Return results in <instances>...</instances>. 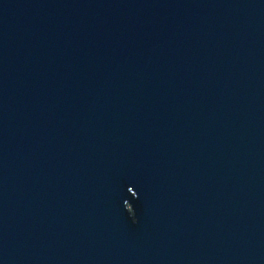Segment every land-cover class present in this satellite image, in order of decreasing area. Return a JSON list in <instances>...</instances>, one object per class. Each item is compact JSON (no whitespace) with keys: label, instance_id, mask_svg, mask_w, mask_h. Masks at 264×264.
I'll return each mask as SVG.
<instances>
[{"label":"water","instance_id":"95a60500","mask_svg":"<svg viewBox=\"0 0 264 264\" xmlns=\"http://www.w3.org/2000/svg\"><path fill=\"white\" fill-rule=\"evenodd\" d=\"M0 264H264V0H0Z\"/></svg>","mask_w":264,"mask_h":264}]
</instances>
